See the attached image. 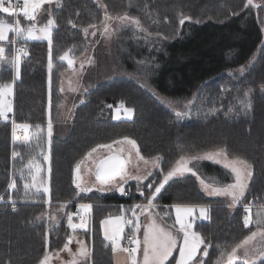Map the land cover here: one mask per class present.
Returning a JSON list of instances; mask_svg holds the SVG:
<instances>
[{"label": "trees", "instance_id": "obj_1", "mask_svg": "<svg viewBox=\"0 0 264 264\" xmlns=\"http://www.w3.org/2000/svg\"><path fill=\"white\" fill-rule=\"evenodd\" d=\"M102 1L106 10L98 0H55L48 5L49 12L36 21L41 25L48 18L56 22L52 29L51 60L54 63L50 71L49 44L16 38L17 44L27 53L21 56L19 77L16 78L11 65L13 53L9 52H13L14 46L5 44L9 54L1 65L0 81L13 82L14 92L13 113L7 121L0 120V196H3L0 200V264H37L46 250H58L66 240L70 229L65 221L48 235L44 232V225L33 223L47 203L43 191L25 189L26 164L36 152L39 154L41 150L43 154L45 149L47 111L49 109L52 114L60 96L56 88L58 72L65 65L60 56L65 52L73 57L82 55L86 45L84 29L100 23L109 14L137 16L148 33L164 37L166 41L158 40L171 45L181 43L185 38L184 30L195 23L214 26L216 33L208 35L204 41L205 28H199L202 39L199 42L193 40L189 53L182 50L173 60L167 59L168 56L160 57L161 63L168 62L167 69H160L158 74L149 76L163 98L169 96L175 99L174 102L192 99L190 107L179 117L129 79H112L90 89L84 102L75 107L68 133L63 137H51L47 148L48 201L51 204H70L72 213L76 212L77 204L93 203L91 223L85 233L93 252L91 264H114L111 245L102 236L101 220L118 214L120 204L147 202L152 191L148 185L155 184L181 154L226 147L231 156H241L253 165L249 188L241 203L230 208L221 198L207 197L191 175L169 181L154 200L157 212L168 225L173 223L172 205H207L209 219L196 221L194 228L209 244L203 264H218L223 251L230 250L249 235L250 230H255L254 224L249 229L243 226V217L247 214L245 205L250 206L253 219L264 208V44L259 46L257 23L254 25L252 21L251 27H246L242 41L236 42L224 37L223 29L236 17H247L246 0ZM257 12L260 13L259 10ZM179 13L191 17V21L184 22L183 29ZM0 18L14 22L15 16L0 13ZM16 18L20 22L23 20L20 16ZM21 26L26 25L23 23ZM226 32L231 37L237 34L234 28H226ZM244 63L246 67L242 71L236 69ZM245 94L250 97V108L241 106ZM119 101L125 108L133 109L131 118L113 119V109L122 105ZM13 121L27 123L33 130L40 125L37 142L31 140L30 146L14 143ZM124 137L136 141L144 158H160L159 169L142 186L143 195L135 193L134 187H127L123 195L91 191L78 196L73 185L75 165L97 144L111 143ZM13 151L19 153L15 158ZM206 166L215 175L225 177L216 179L220 185L230 181V172L224 167L213 162H206ZM204 177L207 182L211 181ZM13 180L16 187L9 189L8 184ZM9 196L14 205L9 203ZM202 255V251L198 253L199 258ZM169 260L173 264V257ZM255 264H260V261Z\"/></svg>", "mask_w": 264, "mask_h": 264}, {"label": "snow or ice", "instance_id": "obj_2", "mask_svg": "<svg viewBox=\"0 0 264 264\" xmlns=\"http://www.w3.org/2000/svg\"><path fill=\"white\" fill-rule=\"evenodd\" d=\"M54 0H23V5L21 6L19 2L13 4L11 0H0V13L7 14L8 17L13 16H23L27 21L31 22L29 26L22 27L19 19L15 23H10L7 20L0 18V42H9L15 45L16 38H21L26 41H39L47 40L49 44V70L52 68L51 60V45H52V29L55 26V21L53 19H48L46 24L37 27V14L41 10L42 6L45 4L51 5ZM7 4V6H6ZM247 5H252L253 0H247ZM246 5V6H247ZM121 19H130L127 14ZM132 23L139 25V21L131 18ZM190 16H183L180 20L181 25L184 24L186 20H190ZM71 24L72 21H69ZM75 26V25H73ZM89 27L94 28L95 25H90ZM85 33H88V28L84 29ZM9 33H14L15 38L9 40ZM105 33H107V27H105ZM92 35H96L95 32ZM15 55L12 57L11 65L16 71V78L19 77L20 61L21 56L26 55V50L24 48L15 49ZM5 47L0 44V60L5 59ZM61 60H67L69 66L71 67L73 61L69 59V53L65 52L63 56L60 57ZM83 67V65H81ZM264 87V86H262ZM13 94V84L4 83L0 85V120L7 121L8 114L12 112V102L9 99ZM241 106L243 108H250L251 102L250 97L245 94V98L241 100ZM121 107H124L123 104ZM128 117L131 118L133 113L132 108H124ZM213 114H215L213 112ZM177 117L183 115V113L177 111ZM36 129L40 130V125L35 126ZM32 126L27 123L17 124L13 121V132L12 140L14 143L20 142L23 145L30 146V141L36 137H39V132L31 131ZM17 129H22L24 132L23 137L17 135ZM42 131V130H41ZM47 135L49 137V143L52 136V122L49 120L47 126ZM123 142L131 145L135 149V155L140 161L144 163H149L141 154L140 150L136 145V141L129 139L128 137L123 138ZM122 141H112L109 144H97L95 147L91 148L89 152L85 153L82 161L78 162L74 170L76 178L73 183L77 188V195L80 193H89L93 190L92 187L83 186V182L80 179L81 165L84 164L93 153H96L99 149H107L109 155L98 161H93L94 171L89 169L92 175L95 177V182L100 185L99 191H104L105 186H115L116 190L122 195L125 194V189L123 183L117 185L116 181L120 180L126 183V177L131 179H136L140 181L139 176H131L127 170L128 164L131 163V155L124 157L122 155L124 149L114 148V145L121 144ZM13 158L19 155L18 152L13 151ZM47 161L48 156H44ZM159 157L152 159L151 163L154 166L159 167ZM194 160H211L213 163L221 164L227 169L234 178V181L229 184L220 185L219 181L212 179L210 182H206L205 179L197 176L203 190L211 196H225L230 199V208L236 206L243 201L245 193L249 188V180L253 175V165L245 158L241 156H230L226 147H217L212 151L198 153L195 155H182L177 161V166L168 171L163 179L158 185L149 184V189L155 188L152 191L151 196L147 197V205H134L132 206V218H127L122 214L120 216L108 217L101 221V225L104 231V239L108 241L111 245L113 253L123 252L127 254L128 264H171L169 260L173 257V251L178 250V257H173L175 264H203V260L198 257V253L202 251L203 256L208 255L209 244L206 242L205 237L194 228V222L196 219L208 220L209 219V207L207 205H191V204H174L171 206L175 210V222L171 226H166L158 222L163 217H159V213L153 215L151 209L155 207L154 200L157 195L161 193L165 185L168 183L172 177L183 174L184 172H191L193 175H197L191 167H189L190 161ZM27 167L29 168V174L31 175V184L25 183L24 187L26 190L29 188H36L39 191L41 188L44 193H48L49 189L46 182L39 181L38 176L41 172V167L35 159L28 161ZM16 187V182L13 180L8 184L9 189ZM139 190V187H138ZM143 195V192H141ZM3 196H0V200ZM9 202L14 204L11 196H9ZM77 211L75 213L68 212V227L75 231L76 229L88 230L89 217L91 216L93 205L90 203H80L77 206ZM137 209L141 213H145L149 216V222L145 225H141L139 221V215ZM198 211L199 216L194 215ZM245 213L243 217V226L249 229L250 225H255V230H250V235L244 237L239 243L235 244L230 248V250H225L221 253L218 264H236L237 261L242 260L243 264H255L256 261H260V264H264V243L260 246L255 247L249 252L248 245L250 242L255 241L257 237L264 241V208L258 211L253 219L251 209L249 205H245ZM167 215V213H165ZM73 216H78L79 223L73 222ZM132 227V234L126 236L125 226ZM178 226V227H177ZM141 228H143V238L142 240L137 235L140 233ZM127 239L129 246H123L121 241ZM47 243V237L45 238ZM72 242V237H69L68 243L64 245V251L71 252L69 244ZM81 243V247L78 248L77 252L73 254V259L69 264H80V258H88L90 253L89 249ZM203 246V248H202ZM243 249V255L238 254V250ZM138 253H142V257L138 258ZM49 257L46 254L43 259L39 261V264H48Z\"/></svg>", "mask_w": 264, "mask_h": 264}, {"label": "rangeland", "instance_id": "obj_3", "mask_svg": "<svg viewBox=\"0 0 264 264\" xmlns=\"http://www.w3.org/2000/svg\"><path fill=\"white\" fill-rule=\"evenodd\" d=\"M20 1L22 2L21 4L22 6L23 0H20ZM98 2L102 6L103 10H106V6L103 3V1L98 0ZM253 4L257 6L254 7L252 5H247V0H246L244 8L249 10L246 13L247 17L243 18V16H239L238 18L236 17L235 20L232 21L231 23L226 24V26H224L225 28L223 29L224 37L228 36L231 39H234V41L236 42H240V40L242 41L243 35L246 34L245 33L246 27H251L252 25L251 22L253 21L254 25L255 23H257V26H258L257 30H258V34L260 38L259 46L262 43L264 44V0H253ZM49 6L48 4H45L44 9L43 7L41 8L40 15H37V20H41L44 13L49 12L48 10ZM258 10L260 11L259 14L257 12ZM248 12H251V14H249ZM179 14L180 15L178 16V18L180 22L183 16H186V15L181 14V13ZM124 16L125 14H122L120 16H115V14H109V16L105 17L100 23L95 24L94 28L87 27L88 33L86 34L84 31V36L86 39L85 50L83 54L78 57H73L72 55L69 54V59L73 61V64L71 67L69 66L67 60L60 59L61 61L65 63L64 67L58 72V81H57L56 88L60 96L58 99L57 106L55 107L52 114L49 111V109L47 111V124L45 127L46 134H47V126H48L49 120L51 119L52 136L53 135L58 136V137L65 136L69 131L70 124L74 116L75 107L78 104L84 102L85 98L87 97L86 93L90 89L95 87L96 85L112 80V79L124 78L126 80L129 79L133 81L134 83L137 84L136 86L139 85V87H141L142 90L154 95L158 99V101H160L164 106L171 109L175 113L177 111L182 113L190 107L192 99H189V100L187 99L184 101L177 100V102H174L175 99L172 100L173 98L169 96H165V98H163L161 95H159L158 92L155 90V85L150 82L149 76L155 73L158 74L160 69H164V70L167 69L168 62L166 64L161 63L159 61L160 57L162 58V57L168 56L166 57L167 59L173 60L175 57L177 58L178 53H181L182 50L186 51V53H189L190 52L189 50H191L193 40L199 42L202 39L200 38L199 28L201 27L205 28L204 29L205 31L204 41H206L208 35L209 37L212 35H215L216 29H214V26L195 25L199 23L193 24L191 22L193 25L187 28L186 30H184L185 32L184 40L181 43L171 45L165 42L166 40L164 37L156 35V34L148 33L146 29L143 27V25L141 24L140 19L136 15H135L136 17L127 15L130 19H121V17H124ZM131 18L138 20L140 22L139 25L132 23ZM48 19H51V18H48ZM186 21H191V19L186 20ZM245 22H248L247 26H245ZM46 23L47 21L44 24ZM38 26H42V25H38ZM105 27H107V33H105ZM181 28L183 29V26ZM226 28H229V29L231 28V30H233L234 28L237 34L232 36L233 37L232 38L231 34L226 32ZM93 32H95L96 35H92ZM158 38L164 39L165 41L158 40ZM159 41H163V42H159ZM0 44H4V42H0ZM4 47L6 49L5 45ZM6 51L7 50H5V55H6L5 60L8 59V54H9ZM9 52L11 54L13 53V56H14L15 54L14 49H13V52L12 50ZM63 55L64 53L61 56ZM141 55H143L144 57L139 58ZM252 61L250 63H252ZM3 62H4V59L0 60V68ZM53 63L54 62H52V68H53ZM81 65H83V67H81ZM245 67H246V63L239 65L238 66L239 69L238 68L236 69L239 71H242ZM2 84L4 83L0 81V85ZM50 90L52 92V89ZM13 92H14V86H13ZM263 92H264V87H263ZM9 99L12 102V109H13V94L11 97H9ZM119 102L121 104L123 103L121 101ZM124 108L125 107H121L120 105L113 109L112 116L114 120H120L122 118L123 119L129 118L127 113L124 111ZM12 113H13V110L11 113L8 114V116L10 117ZM17 130H22V129H17ZM31 131L39 132L40 130L38 129L33 130L31 128ZM23 135H24V132L22 130V134L21 136L20 135L19 136L22 138ZM32 140L34 142H37L36 137H34ZM117 141H122V143L119 145H114V148L116 149L123 148L124 151L122 155L124 157L129 156V154L131 155V163L128 164L127 166V170L129 174L131 176H139L141 180L137 181L136 179H131V178L126 177V181H127L126 183H124L123 181L117 180L116 184L119 185L123 183L125 192H126L127 187L128 188L134 187L135 193L141 195V192H143L142 186L144 182L154 171L159 169V167H156L153 165V163H151L153 158H150V159L145 158L146 160L149 161V163L147 164L144 163V161L138 160V158L135 155V149H133L131 145L127 144L126 142H123V139H120ZM43 144L45 145V143ZM49 144H50L49 137L47 135V142L44 147L45 149L43 151V154H41L42 152L40 150V153L38 154V152H36V155H35L38 157L34 158L35 157L34 156L31 158V159H35L41 167V172L39 173V176H38V182L39 181L46 182L47 187L49 183V177H48L49 159L46 161L44 159V156L45 155L48 156L47 148ZM42 145H39V147L42 148L41 147ZM215 148L217 147H214V148H211L203 152H199V153L212 151ZM107 154H110L107 149H99L96 153H93L92 156L89 158V160L81 165V172L79 174L80 179L83 182V186L92 187L93 188L92 191H97L101 193L111 192V193H115V194L118 193L119 195H122L119 191L116 190V187L112 185L105 186L104 191L97 190L100 188V185L95 182L94 175H92L91 172L89 171V169H92V171H94L93 161H98L100 158H102L103 156ZM182 155L190 156V155H195V154H189V153L181 154L171 163L168 171H170L171 169L177 166V161L180 159ZM206 162H212V161L211 160L190 161L189 167H191L193 171L197 173V175H193L191 172H184L183 174H178L172 177V179H170L169 181L176 179V178H181L187 175H191L194 178H196L198 187L203 192L204 195H206L207 197L221 198L227 205H229L231 202L229 198L225 196L209 195L207 192L203 190V187L200 184V181L197 179V176H200L203 179L205 178L204 176H207L211 180L213 178L214 179H217V178L225 179L224 176L221 177V176L215 175V173H213L206 166ZM27 165H28V162L26 166ZM76 165L73 169V180L76 178V175L74 172ZM218 165L223 167V163L218 164ZM168 171H166L165 173H162L159 180L156 181L154 185H158L159 182L163 179V176ZM201 175H203V177ZM230 177H231L230 181H228L226 184L232 183L234 181V178L231 175V173H230ZM31 182H32L31 175L29 174V168H28V173L26 176V183L31 184ZM73 185L75 189L77 190L76 185L74 183ZM138 187H139V190H138ZM30 189L37 191L36 188H30ZM154 190L155 188L153 187L152 191ZM40 191H43V189L41 188ZM151 193L149 196H151ZM44 194L46 196L47 204L45 205V209L35 216V218L33 219V223L35 225L37 224L44 225V232L46 233V235H48L49 233L53 232L62 221H65L68 226L67 213L70 212L69 210L70 204H67V203L51 204L49 203L48 198H47L48 193L47 194L44 193ZM147 202H144V203L136 202L134 203V205L135 204L144 205V204H147ZM10 204L14 205L13 203H10ZM123 210H124L123 215H125V217L135 219L134 217H132V208L131 210H129L128 208L123 209ZM76 211H77V207H76ZM137 213L139 215V221L141 225H145L149 222V216L147 214L141 213L139 209H137ZM151 213L153 215L157 213L155 211V208L151 209ZM194 215L199 216V212L196 211ZM74 217L75 216H73V222L79 223V219L74 218ZM159 217L161 216L159 215ZM172 217H173V223H172L173 225L175 222V210L174 209H173ZM91 218L92 217L90 216L89 223H91L90 221ZM199 220L200 219H196L195 221H199ZM158 222L166 226H171V225H168L163 219L160 220L158 218ZM194 225H195V222H194ZM130 228L132 227L130 226ZM141 231L143 235V228H141ZM85 233L86 231L83 229H76L75 231L70 229L66 236V240L61 245L60 249L46 250L42 259L47 254L49 257L48 264H69V262L73 259V254L76 253L78 248L81 247L80 242H83V244L89 249L90 255L88 258H80V264H91V258H93V255H91V253L93 254V252L91 250V244L89 243V241L87 242ZM69 237H72V242L69 244V248L71 249V252L63 250L64 245L68 243ZM262 243H264V241H261V239L257 237L255 241L250 242L249 245L247 246L249 249V252L251 253V250L253 248L260 246ZM238 254L242 256L243 249L238 250ZM178 255H179L178 250H174L173 257H178ZM141 257H142V253H138V258H141ZM203 258L204 256L202 255L200 259L203 260ZM239 261L243 262L242 260H239ZM37 264H39V262ZM173 264H175L174 259H173Z\"/></svg>", "mask_w": 264, "mask_h": 264}, {"label": "crops", "instance_id": "obj_4", "mask_svg": "<svg viewBox=\"0 0 264 264\" xmlns=\"http://www.w3.org/2000/svg\"><path fill=\"white\" fill-rule=\"evenodd\" d=\"M22 3V2H21ZM7 5V4H6ZM43 7V9H44V5L42 6ZM42 9V10H43ZM37 15H40V11H39V13L37 14ZM21 18H23V20H21V24H25L26 26L25 27H27V26H29V24L31 23V22H29V21H27L23 16H20ZM10 23H14V22H10ZM45 23V22H44ZM44 23H42V25L44 24ZM38 25H41V24H37V27H40V26H38ZM12 34H14V33H9V40H11L12 39ZM20 40H24V39H21V38H19ZM25 42H29V41H26V40H24ZM39 41H43V42H46L47 44H48V41L47 40H39ZM31 42V41H30ZM6 43H9V42H4V44H3V46L6 44ZM11 44V43H10ZM13 49H14V47H13ZM15 55V54H14ZM88 203H90V202H88ZM90 204H92L93 205V203H90ZM78 205V204H77ZM135 205H138V204H135ZM140 205V204H139ZM144 205H147V204H144ZM154 205H155V211L157 212V210H156V204L154 203ZM191 205H194V204H191ZM132 206H134V204H120L119 205V213L118 214H114V215H109V216H106L105 218H103L101 221H103V220H105L106 218H108V217H115V216H120L121 215V210L122 209H129V210H131V208H132ZM172 210H173V208H172ZM158 213V212H157ZM196 222V221H195ZM100 226H101V232H102V236H103V238H104V231H103V227H102V225H101V223H100ZM126 233H130V234H132V228H130V226H125V234ZM138 236H139V238L142 240V238H143V235H142V231H140V233H138L137 234ZM250 235V234H249ZM108 242V241H107ZM121 243H122V241H121ZM113 261H114V264H128V258H127V254L126 253H123V252H116V253H113ZM241 262V261H240ZM258 262V261H257ZM256 263V262H255Z\"/></svg>", "mask_w": 264, "mask_h": 264}, {"label": "built area", "instance_id": "obj_5", "mask_svg": "<svg viewBox=\"0 0 264 264\" xmlns=\"http://www.w3.org/2000/svg\"><path fill=\"white\" fill-rule=\"evenodd\" d=\"M11 2H12L13 4H16L17 2H19L20 5L22 4L20 0H11ZM16 20H17V18H16V16H15L14 21H16ZM14 38H15V35H14ZM13 46H14V53H15V49H17V48H21V47L17 44V40H16L15 45H13ZM15 54H16V53H15ZM21 134H22V130H17V135H21ZM74 218L79 219L78 216H75ZM128 235H131V234H130V233H126V236H128ZM122 245H123V246H129V245H128V241H127V239L122 240Z\"/></svg>", "mask_w": 264, "mask_h": 264}, {"label": "water", "instance_id": "obj_6", "mask_svg": "<svg viewBox=\"0 0 264 264\" xmlns=\"http://www.w3.org/2000/svg\"><path fill=\"white\" fill-rule=\"evenodd\" d=\"M107 155H109V154H107ZM107 155L103 156L102 158L106 157ZM100 159H101V158H100Z\"/></svg>", "mask_w": 264, "mask_h": 264}]
</instances>
